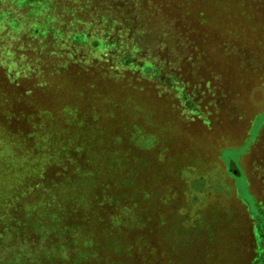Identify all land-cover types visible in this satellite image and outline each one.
Listing matches in <instances>:
<instances>
[{
	"label": "rangeland",
	"instance_id": "374dc122",
	"mask_svg": "<svg viewBox=\"0 0 264 264\" xmlns=\"http://www.w3.org/2000/svg\"><path fill=\"white\" fill-rule=\"evenodd\" d=\"M32 8L0 0V264H264V0H118L78 60Z\"/></svg>",
	"mask_w": 264,
	"mask_h": 264
},
{
	"label": "trees",
	"instance_id": "16d2710c",
	"mask_svg": "<svg viewBox=\"0 0 264 264\" xmlns=\"http://www.w3.org/2000/svg\"><path fill=\"white\" fill-rule=\"evenodd\" d=\"M20 6L31 5L32 11L41 13L44 19H35L32 30L39 36L36 39L39 43L45 42L49 48L47 53L50 56L74 55L75 59H81L87 52L82 48L87 41L94 42L93 48L103 46L105 43L100 41L97 31L104 33L103 29H97V23L105 21V32L111 34V26L115 21L114 5L118 0H14ZM109 37V36H107ZM36 38V36H35ZM112 40L110 44H114ZM99 42V43H98ZM125 46V45H123ZM127 62H132L126 55ZM146 69L150 65H146Z\"/></svg>",
	"mask_w": 264,
	"mask_h": 264
}]
</instances>
